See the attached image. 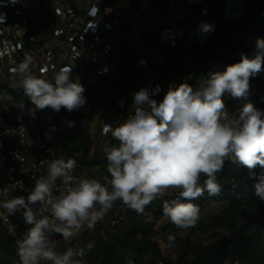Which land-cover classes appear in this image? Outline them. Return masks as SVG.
Here are the masks:
<instances>
[{
  "label": "clouds",
  "instance_id": "1",
  "mask_svg": "<svg viewBox=\"0 0 264 264\" xmlns=\"http://www.w3.org/2000/svg\"><path fill=\"white\" fill-rule=\"evenodd\" d=\"M98 13L94 6L89 14L95 17ZM215 27L200 21L197 32L206 36ZM32 65L33 57L26 55L10 71L31 101L33 116L36 110L50 108L58 113L63 108L71 113L85 105V89L72 78V68L62 67L50 81L35 74ZM262 65L264 39H258L253 57L241 54L239 62L210 72L196 89L186 82L170 85L157 101L152 97L159 85L155 90L140 88L133 94V113L115 128L108 124L103 128L117 142L104 148L109 186L95 178L77 179L76 160L58 158L48 162L46 174L34 178L26 198L11 195L16 184L0 188V209L4 210L0 216L19 211L28 225L15 241L19 264H83L94 243L61 253L53 235L70 240L85 228L93 230L116 201L142 215L153 201L176 190V198L163 201V215L178 228L195 227L200 207L193 201L205 192L209 196L221 193L217 173L227 161L249 169V178L257 181L255 195L264 201V110L247 102L229 114L225 103V97L239 100L249 96L250 80ZM16 107L23 110L25 105L21 101ZM257 166L262 169L259 173L254 171ZM168 240L174 243L175 236L170 234Z\"/></svg>",
  "mask_w": 264,
  "mask_h": 264
},
{
  "label": "trees",
  "instance_id": "2",
  "mask_svg": "<svg viewBox=\"0 0 264 264\" xmlns=\"http://www.w3.org/2000/svg\"><path fill=\"white\" fill-rule=\"evenodd\" d=\"M120 1L113 0L110 3L102 0L100 10ZM137 5L138 2H135L134 6ZM204 9H207V14H202ZM167 11L183 13L179 24L185 28L182 42L186 53L177 46L174 51L182 61L186 59L185 54L192 55L193 76L181 78V83L186 82L194 89L198 88V82L212 60L219 57L225 66L234 64L241 60V55H238L241 50L251 58L255 54L257 40L264 39V0H149L144 9V13ZM200 21L214 23L215 30L206 36L200 35L197 32ZM124 30H129V33L126 34ZM228 32L234 37L233 41L227 49L218 51V40L224 39ZM133 35L130 25L118 28V36L123 44L132 40ZM72 78L75 80L73 75ZM250 82L259 93L249 96L243 104L251 102L256 108L264 110V65ZM82 86L85 89V105L71 113L63 108L60 110L65 122L58 131L63 140L57 139L56 152L59 158L75 159L78 169L88 173L90 178L97 179V174L106 177L104 169L107 161L105 155L92 153L93 138L82 125L95 99L94 93L87 92ZM11 92L17 103L22 101V89L20 92ZM110 140V146L114 145L115 140L112 137ZM254 171L259 173L262 169L257 166ZM217 179L222 187L219 195L209 196L205 192L193 201L199 205L200 213L212 203H224L219 213L200 223L219 231L216 239L208 245H196L189 241L187 252L178 254L176 259L164 254L155 237L158 223L166 217L162 210L163 201L176 198L177 192L173 191L153 201L142 215L129 209V218L123 231L112 239H97L89 260L100 264H109L114 260H131L133 264H264V201L255 195L253 185L257 181L249 178L248 168L231 161H227L223 170L217 173ZM167 219L162 232L180 229ZM187 253H191L190 258ZM0 264H19L16 248L1 227Z\"/></svg>",
  "mask_w": 264,
  "mask_h": 264
},
{
  "label": "built area",
  "instance_id": "3",
  "mask_svg": "<svg viewBox=\"0 0 264 264\" xmlns=\"http://www.w3.org/2000/svg\"><path fill=\"white\" fill-rule=\"evenodd\" d=\"M85 1L0 0V188L16 184V189L11 193L13 196L26 198L34 187V178L46 174L48 162L59 158L56 152L57 132L65 119L61 118L60 111L57 113L50 108L36 110L33 116L30 111L33 106L26 96L22 99L24 109L17 108L11 90L9 96L4 93V89H7L3 81L5 73L12 75L10 70L21 63L26 55H31V70L50 81L62 67L72 68L73 77L78 71L93 72L98 78V84H103L112 73H117L129 82L136 78L133 72H128L126 63L130 59H138V55L129 54L126 44L121 42L118 36L121 25L113 16L112 8L105 6L101 11L102 0H94L90 5L84 4ZM94 6L99 8L95 17L89 14ZM91 23L94 24L89 27ZM132 40L143 44L152 43L153 54L162 59L156 35L144 36L139 30L134 33ZM173 75L189 79L193 71L179 65ZM165 76L160 64L148 69L147 78L151 89L155 90L157 85L160 89L153 97L160 96L168 87ZM206 78H200L198 87ZM16 91L20 92L21 88ZM45 133H49L52 138L48 139ZM74 175L77 179L90 178L88 173L77 167ZM3 211L0 209V212ZM128 213L129 208L116 201L93 230L85 228L70 240L53 235L52 238L57 241V251L62 253L69 247H85L89 242L95 246L92 238L95 231L121 226L128 220ZM0 227L9 235L16 248L15 241L22 238L28 225L18 211L12 216L6 213L0 216ZM92 249L83 258V264H100L89 260Z\"/></svg>",
  "mask_w": 264,
  "mask_h": 264
},
{
  "label": "rangeland",
  "instance_id": "4",
  "mask_svg": "<svg viewBox=\"0 0 264 264\" xmlns=\"http://www.w3.org/2000/svg\"><path fill=\"white\" fill-rule=\"evenodd\" d=\"M110 1V3L113 2V0H107ZM94 0H86L84 4L90 5L93 3ZM138 2L137 6H134V3ZM149 0H121L119 3L112 4L111 6H108L109 8H112L113 16L116 18L118 23L123 27L124 25H130L132 28V32L141 31L142 35L147 36L149 34L148 30H150L153 26L156 27V25L160 24H166L167 28L170 32H172V38L174 39V43L171 46V50H173V57L168 58V65L172 66L175 63L177 65H180L183 67V69H190L192 70V55L188 54L185 57L186 59L182 61L178 56L177 53H175V46H177L181 52L186 53V49L184 47V43L182 42L184 40V26H181L179 24V21L183 19V13L179 12H173L167 11V12H152V13H144V9L147 6ZM157 23V24H156ZM124 32L127 34L129 33V30H124ZM120 35V34H119ZM233 36H231L230 32H228L227 36L224 39H219L217 42V50L218 51H224L227 49L231 42L233 41ZM245 54L244 51H240L238 55ZM174 59L178 60V62H175ZM237 63V62H235ZM219 65H223L221 59L218 57L214 60H212L211 65L203 73L202 77H208V74L213 71H219ZM83 71H78L75 75V80H79L80 76L83 75ZM3 81L6 83V88L4 89V93L6 96H9L10 90H18L19 86V80H14L12 78V75H9L7 73L3 76ZM251 84V83H250ZM256 88V87H255ZM256 93H259V90L256 88ZM85 99V92L83 93ZM89 111V110H88ZM86 113L85 119L83 121V127L87 128L88 130H95L94 126L96 125L97 128L101 127L100 122H98L90 112ZM94 114V113H93ZM90 132V131H89ZM104 134V132L102 131ZM91 136L92 133L90 132ZM110 134L108 133L105 137V140H103L104 143H108V138L110 139ZM57 139L63 140V136L61 133L57 132ZM94 143V142H93ZM109 145V144H108ZM93 153H100L101 155H105L104 152H93ZM105 176H101L99 174L96 175L97 180L102 181L103 183L110 185V174L107 171V166H105ZM173 192V191H172ZM218 205H211L209 207H206L205 210L200 213V220L197 223L195 227H191L188 229H178L176 231H167L162 232L161 229L163 227V223H161L159 226L157 225V234L155 237V240L158 241L160 244L164 254L172 259H176L178 254H185L188 250V242H192L196 245H208L213 240L216 239V235L219 233L218 230L208 228L205 225H202V221H207L211 218V216L215 213H218L219 208L223 207L224 203H218ZM201 221V222H200ZM125 223L122 224L119 227L112 228V227H105V229L95 231V233L92 235L93 240L97 241V239L106 237L107 239H112L115 235H117L119 232L123 231L125 227ZM172 234L175 236V242L170 243L168 240V236ZM187 257H191V253H187ZM109 264H128V260H114L113 262Z\"/></svg>",
  "mask_w": 264,
  "mask_h": 264
},
{
  "label": "crops",
  "instance_id": "5",
  "mask_svg": "<svg viewBox=\"0 0 264 264\" xmlns=\"http://www.w3.org/2000/svg\"><path fill=\"white\" fill-rule=\"evenodd\" d=\"M148 32L152 33V35L157 36L159 45L162 50V59L153 54L154 46L152 43L143 44L134 40L127 41V44L125 43L126 46H124L127 47L128 53H136L138 55V59H130L126 63L128 72H133L136 75V78L133 82L127 81L117 73H112L105 79L103 84H98V78L96 77V75L93 72L89 71H86V73L81 75L78 80L80 84L85 86L87 92L94 93V103L90 105L88 112H90L91 115L101 124V127L97 128V126L95 125V130H89L92 133L94 142L92 153L94 151L104 152V148L106 146H110L111 140L109 138L108 143L103 142V140H105V137L107 136L106 134L102 133L103 125L105 123H111L112 127L115 128L119 124L123 123L124 120L133 113V94L140 88L151 89L152 86L150 85L147 78V72L151 66H157L159 64L162 66V70H164V72L166 73L165 82L168 85L164 93H162L160 96L152 97L153 99L161 101L170 85L179 86V84L181 83V78H177L173 75L174 69L179 65H168V58L174 56L173 50L170 49L174 43L172 32L168 30L166 24H157L156 27L153 26L150 30H148ZM173 60L177 62L176 59L173 58ZM141 61H146V64H141ZM225 68L226 66L224 64L219 65V71H223ZM250 85L251 87L249 96L257 94L255 91V85L253 83H251ZM244 100L245 99L237 100L225 97L226 108L229 114L236 113L239 109H241ZM121 103L123 104L122 107ZM116 143L117 142L115 141V144ZM172 191L176 190H169L165 194H169ZM211 205L219 206L218 203H212L207 207ZM221 210L219 208L218 213ZM167 220V217H165L158 224L160 225L161 223H163L164 226L167 223Z\"/></svg>",
  "mask_w": 264,
  "mask_h": 264
}]
</instances>
